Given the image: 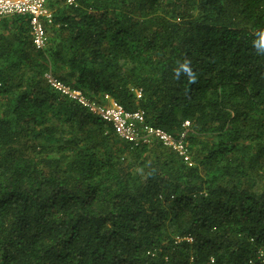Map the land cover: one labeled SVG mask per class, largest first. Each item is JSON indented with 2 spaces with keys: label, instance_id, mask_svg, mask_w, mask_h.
Returning <instances> with one entry per match:
<instances>
[{
  "label": "trees",
  "instance_id": "16d2710c",
  "mask_svg": "<svg viewBox=\"0 0 264 264\" xmlns=\"http://www.w3.org/2000/svg\"><path fill=\"white\" fill-rule=\"evenodd\" d=\"M49 7L44 49L28 16L0 22V264H264V0ZM49 70L175 136L189 120L194 165L132 148Z\"/></svg>",
  "mask_w": 264,
  "mask_h": 264
},
{
  "label": "built area",
  "instance_id": "2783aa9c",
  "mask_svg": "<svg viewBox=\"0 0 264 264\" xmlns=\"http://www.w3.org/2000/svg\"><path fill=\"white\" fill-rule=\"evenodd\" d=\"M50 0H0V22L11 15H26L29 17L33 42L37 49H44L49 42L47 24L53 21V11L49 7ZM73 3L74 0H68ZM45 77L50 86L86 107L112 125L115 134L128 143L132 148H141L155 142L176 151L188 166L194 165L190 146L187 142L191 122L186 120L183 131L175 136L162 127L147 122L146 113L142 109L129 110L123 104L106 94L101 101L87 97L78 88L63 82L49 70ZM141 97V90L136 91Z\"/></svg>",
  "mask_w": 264,
  "mask_h": 264
},
{
  "label": "clouds",
  "instance_id": "9594fccd",
  "mask_svg": "<svg viewBox=\"0 0 264 264\" xmlns=\"http://www.w3.org/2000/svg\"><path fill=\"white\" fill-rule=\"evenodd\" d=\"M255 47L257 48L259 52L264 53V34H262L260 42L256 44ZM181 70L184 74L188 75L191 79H195L192 69L187 62L181 65ZM179 74L180 73H177V75Z\"/></svg>",
  "mask_w": 264,
  "mask_h": 264
}]
</instances>
